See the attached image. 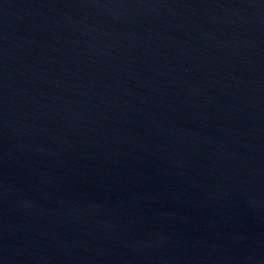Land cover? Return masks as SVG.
Listing matches in <instances>:
<instances>
[{"label": "water", "instance_id": "95a60500", "mask_svg": "<svg viewBox=\"0 0 264 264\" xmlns=\"http://www.w3.org/2000/svg\"><path fill=\"white\" fill-rule=\"evenodd\" d=\"M0 264H264V0H0Z\"/></svg>", "mask_w": 264, "mask_h": 264}]
</instances>
